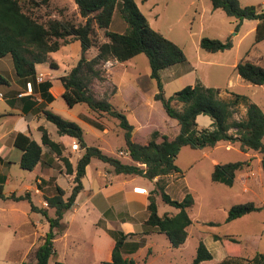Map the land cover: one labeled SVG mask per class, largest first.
Segmentation results:
<instances>
[{
    "label": "rangeland",
    "instance_id": "obj_1",
    "mask_svg": "<svg viewBox=\"0 0 264 264\" xmlns=\"http://www.w3.org/2000/svg\"><path fill=\"white\" fill-rule=\"evenodd\" d=\"M238 1L242 6L253 5L259 10H264V0ZM70 2L73 1H52L33 10V15L40 22L56 19L61 15L62 19H68L74 25L83 24L84 20L77 14V9L74 11V5ZM134 2L149 26L176 44L186 58L184 62L160 72L165 97H170L183 87L193 85L199 80L205 87L218 89L221 99L231 98L229 93L245 97L246 102L256 105L264 115V84L256 86L245 83L234 70L240 61L264 68V40L256 44L254 42L256 21L243 20L239 23L237 19L228 17L223 11L213 10L209 0H134ZM93 28L95 34L92 39L98 45L108 40L103 30L96 26ZM125 29L126 24L116 11L108 30L123 33ZM202 38L220 41L230 38L232 48L223 52H207L199 47ZM72 48L65 46L50 54L49 63H53L54 68L47 65L51 69H57L56 73L61 71L69 73L80 58V53L72 55ZM96 54V48H90L85 57L91 59ZM98 68L103 79L94 81L91 89L96 97L107 98L117 111L126 116L128 123L134 128L133 141L143 144L150 139L153 131H158L168 139L177 135L179 131L177 122L170 119L161 104L154 100L157 88L155 81L150 78L148 61L144 55H138L125 63L108 61ZM9 106L0 100V113L8 110ZM51 108V112L63 120L76 123L82 129L87 146L98 147L106 155L123 163H130L126 157L119 156L120 152H126L123 132L118 127L117 120L106 114L94 113L84 104H76L69 108L62 98H57L51 104ZM177 108L181 110L180 106ZM245 111L246 104H239L233 120L244 119ZM199 119L210 122V119L203 115H200ZM89 120L100 125V130L86 122ZM12 121L7 118L5 124ZM202 125L205 124H198V129H202ZM45 128L51 140L62 142V136L57 134L53 124L46 122ZM230 132L234 135V130ZM33 137L40 143L38 132H35ZM63 141L70 143L67 139ZM157 141H160V137ZM225 145L228 148L232 146L236 151H226ZM44 150L46 153L43 160L51 158L49 163L56 175L48 186L44 188L38 186L39 191H35L33 181L37 173L22 170L18 164H13L5 170L2 168L3 175L7 178L4 194L8 196L14 192L20 196L28 193L30 202L36 208L47 209V215L53 217L54 211L47 206L44 207L45 198L56 193L55 186L62 188L65 192L64 198H67L73 186V175L66 174L63 162L55 154L43 147ZM63 150L62 156L66 157L72 166L76 165L83 153L79 146L76 151L70 148ZM15 157L16 155L5 153V159ZM262 159L264 155L257 152L240 151L236 141L222 143L216 149H191L185 146L179 150L175 164L182 176L171 174L159 181L165 186L164 190L171 199L181 201L189 193L194 200L193 206L187 210L192 221L186 229L187 239L177 249L170 247L163 234L154 233L141 237L139 233L145 219L143 211L135 212L134 222L128 218L124 222L120 221L127 216L124 213V206L128 201L125 202L127 198L124 193L138 185L147 189L148 194L145 196L148 198L158 179L149 181L140 176L125 177L127 180L117 179L119 177L111 174L108 165L98 159H92L82 179L83 190L78 194L74 205L63 215L62 231L55 236L53 242L55 254L49 258L48 264H99L108 261L114 240L108 235L107 229L129 233L127 227L129 224L133 225L137 234L131 239L141 238L143 241L140 249L129 256V259H133L137 264H191L199 242L204 244L212 256L210 261L201 264H219L228 258V255L236 254V257L250 259L256 253H264V209L235 221L225 222L227 211L233 205L253 202L256 206L264 207ZM214 161L217 164L246 161L249 162V166L236 174L232 187H227L211 181L210 174ZM58 170H61L62 174H58ZM123 182H126V185L123 186ZM26 186L31 187L30 191L25 190ZM30 202L0 200V264H35L34 251L41 245L49 227L41 212L31 211ZM155 202L159 216H173L177 213L175 208L164 204L159 196L155 197ZM111 205L114 208L106 213ZM129 205L135 204L131 202ZM215 235L234 239L236 243L214 241Z\"/></svg>",
    "mask_w": 264,
    "mask_h": 264
},
{
    "label": "trees",
    "instance_id": "obj_2",
    "mask_svg": "<svg viewBox=\"0 0 264 264\" xmlns=\"http://www.w3.org/2000/svg\"><path fill=\"white\" fill-rule=\"evenodd\" d=\"M52 1L0 0V92L4 98L8 95H19V89L8 81L10 73L25 82V85L27 83L34 85L36 65L49 64L54 68V64L49 63V55L72 41H79L80 58L69 73L60 78L64 89L61 98L69 108L76 104H84L94 113L106 114L117 120L118 127L123 132L124 150L130 163H123L117 158L108 156L98 147L87 146L83 139V131L76 123L63 120L49 110H42L45 120L55 126L57 134L76 140L83 153L73 168L68 159L62 156L63 146L51 140L47 130L39 126L40 144L22 133H17L13 138V147L22 153L19 167L29 172L34 170L41 159L43 160L42 147L46 148L63 162L66 174L73 175L70 194L64 198V190L55 186L56 193L45 198L47 208L54 211V216L49 217L47 209H38L30 202L28 193L20 196L11 193L5 196L3 186L5 179L0 175V200L15 202L27 200L31 204L32 212L39 211L44 215L49 228L33 256L35 264H48L49 258L55 254L53 242L55 236L62 231L63 215L70 210L78 194L83 190L82 179L85 177L87 166L92 159H98L110 167L111 174L115 177L140 176L149 181L158 179L147 198L145 219L139 234L142 238L154 233L163 234L171 248H179L185 243L186 229L192 224L187 210L193 206L194 200L189 193L181 201L171 199L164 190L165 186L159 182L160 179L171 174L181 175L180 169L175 164V158L179 150L185 146L191 149H204L214 148L222 142L236 141L240 151L245 153L253 151L264 155L263 113L256 105L246 102L243 96L229 93L231 98L221 99L218 89L205 87L199 80L193 85L183 87L170 97H165L160 72L184 62L186 58L176 44L149 26L134 0H72L76 5L77 14L84 20L83 24L78 25H74L68 19H62L61 15L46 22H40L33 15V10L35 11L39 6H46ZM209 1L213 10L219 9L228 17L237 19L239 23L243 20L256 21L254 42L256 44L264 40V10H259L253 5L242 6L238 0ZM116 11L126 24L123 33L108 30ZM94 26L104 31L108 39L106 42L98 45L92 39L95 34ZM199 47L211 53L223 52L232 48V41L230 38L225 41L202 38ZM90 48H96L97 54L87 59L85 53ZM141 54L146 57L150 78L156 84L157 92L154 100L161 104L170 119L177 122L179 131L172 139L160 135L158 131H153L150 139L143 144L133 141L134 128L128 123L126 116L117 111L107 98L96 97L91 89L94 81L103 79L98 66L108 61L125 63ZM234 70L245 83L256 86L264 84V68L258 65L240 61ZM39 86L43 91L41 95L44 96L50 84L45 82ZM47 100L52 101L49 94ZM244 103L246 104L244 119L233 120L236 107ZM179 106L181 110L177 108ZM199 115L210 119L209 128L198 129L196 118ZM88 123L99 130L101 128L91 120ZM231 130H234V135L231 134ZM159 137L160 141H157ZM0 163H2L1 159ZM247 166L249 162L246 161L216 164L213 166L210 179L214 183L232 187L236 174ZM261 166L264 172V159L261 161ZM156 196H159L164 204L175 208L177 213L173 216H159ZM262 209L263 206H256L253 202L233 205L227 211L225 222L235 221ZM107 233L114 240V245L110 259L99 264H137L125 255L134 254L143 245L142 239H131L137 235L135 232L127 234L107 229ZM213 239L236 243L234 239H225L216 235ZM235 255H228V258L223 259L219 264H264V253H256L250 259ZM211 259L210 252L202 242H199L191 264H201Z\"/></svg>",
    "mask_w": 264,
    "mask_h": 264
},
{
    "label": "crops",
    "instance_id": "obj_3",
    "mask_svg": "<svg viewBox=\"0 0 264 264\" xmlns=\"http://www.w3.org/2000/svg\"><path fill=\"white\" fill-rule=\"evenodd\" d=\"M53 1L57 2L59 0H53ZM68 1H72V0H68ZM70 3H73V2H70ZM72 5H74L73 9L75 11L76 6L74 3ZM60 9H64V8H60ZM65 10L63 12H65ZM54 16L55 15H52V17H54ZM68 46L73 47L72 51H71L73 56L78 55L80 53L79 41H76V40L72 41L67 45V47ZM35 71H36V82L34 85H32L30 93L26 89L25 82L18 79L13 73H11V76L9 74L10 77H9L8 81L11 84H14L19 89V95H21V96L18 97L19 95H16V96H9L8 95L6 98L3 97L2 99H0V100H3L10 105L8 110H3L2 113H0V159L2 160V163H0V175L4 176V179H5L3 182V186L7 182V178L5 175H3V171L13 164L19 165V160H20V157L22 154L18 149L13 147L14 136L17 133H22V134L27 135L29 138H31L35 141L33 134L35 132H38L40 134V140H41V133L38 130V127L43 126L45 128V123L47 122L44 118L42 110L51 111L50 110V109H52L51 104L57 98H61V95L64 91L63 86H62L61 81H60V78L62 76H64L66 74V72L61 71V73H56L57 69H51L47 64L36 65ZM45 82L49 83L50 87L47 89L45 95L43 96V95H41L43 93V91L41 90V87L39 86V84L45 83ZM48 94L52 97L51 102H49L47 100ZM7 118L11 119L13 121L11 123L5 124V120H7ZM199 118H200V115L197 116V118H196L197 125L204 123L205 125H202L203 128H207V126L208 127L210 126L211 121L205 122V120L202 121ZM86 122H88V121H86ZM61 139H62V142H60V143L58 142V143L61 146H63L64 149H66V148L71 149V146L73 144H75V143L77 144L76 140H74L70 137H67V136H62ZM64 139L69 140L70 143H65L63 141ZM37 143L40 144L39 142H37ZM222 143L227 144V142H222ZM222 143H219L214 148L215 149L218 148V146L222 145ZM225 150L226 151L227 150L228 151H236V149L233 148L232 146H231V148H228V146H226V145H225ZM73 151H75V150H73ZM15 152L17 154H15ZM5 153L11 154V155H16V157L14 159H5ZM45 153H46V151L45 150L43 151V147H42V154L44 156H45ZM50 160H51V158H47L46 160L41 159V161L37 164L35 169L31 171V172L37 173V175L35 176V179L33 181V182H35V186H36V188H34L35 191H39L38 186L40 188H44L52 180V178L56 177L55 173L53 172V168L49 163ZM216 164H217V162L214 161L212 164V167ZM71 165H72V163H71ZM41 167H43L44 169H41ZM48 167H50V169ZM72 167L75 168L74 165ZM2 168H4V170H2ZM40 170H42L43 173ZM57 173L62 174V171L58 170ZM117 179L127 180L126 178H120V177ZM36 183H39V184L36 185ZM122 185L123 186L126 185V182H123ZM134 188L145 189L144 187L134 185L132 187L131 191L128 190L127 192L124 193L125 197L127 198V200L125 202L128 201L127 203H125L126 206H124V208H125L124 213H126L127 216H125L122 220L120 219L121 222L126 221L127 218H128V220H130V221L132 220V222H134L135 221V219H134L135 212L137 210L143 211V212L146 210V206L148 203L147 196H145V194L134 193L133 192ZM30 189H31V187H29V186L25 187L26 191H30ZM145 190L147 191V189H145ZM11 193H14V192H11ZM147 193H148V191H147ZM131 202H133V204H135V205H129ZM112 208H114L113 205L108 207L105 212L108 213V211L112 210ZM127 227H128L129 233L136 232L133 229V225L129 224V225H127ZM110 254H111V251H110ZM134 254L125 255V257L129 258V256H132Z\"/></svg>",
    "mask_w": 264,
    "mask_h": 264
},
{
    "label": "built area",
    "instance_id": "obj_4",
    "mask_svg": "<svg viewBox=\"0 0 264 264\" xmlns=\"http://www.w3.org/2000/svg\"><path fill=\"white\" fill-rule=\"evenodd\" d=\"M31 87H32V85L30 84V83H27L26 84V89H27V91L30 93L31 92ZM21 95H19L18 97H20ZM3 98V96H2V94L0 93V99H2ZM71 149L72 150H77L78 149V144H73L72 146H71ZM119 156H124V157H126L127 159H128V155H127V153H122V152H120L119 153ZM133 191L135 192V193H138V194H145V195H147L148 193H147V191L145 190V189H142V188H134L133 189ZM47 206V204L46 203H44V207H46Z\"/></svg>",
    "mask_w": 264,
    "mask_h": 264
}]
</instances>
